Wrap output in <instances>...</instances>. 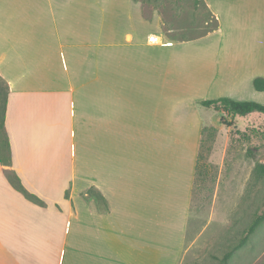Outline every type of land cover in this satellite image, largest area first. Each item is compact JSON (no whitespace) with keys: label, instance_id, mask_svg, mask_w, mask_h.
I'll use <instances>...</instances> for the list:
<instances>
[{"label":"crops","instance_id":"crops-1","mask_svg":"<svg viewBox=\"0 0 264 264\" xmlns=\"http://www.w3.org/2000/svg\"><path fill=\"white\" fill-rule=\"evenodd\" d=\"M205 2L217 28L174 39L138 0H0V264H178L221 115L201 103L264 76L230 54L226 0Z\"/></svg>","mask_w":264,"mask_h":264},{"label":"rangeland","instance_id":"rangeland-1","mask_svg":"<svg viewBox=\"0 0 264 264\" xmlns=\"http://www.w3.org/2000/svg\"><path fill=\"white\" fill-rule=\"evenodd\" d=\"M147 17L156 14L174 39H193L217 28L205 0H138ZM238 19L230 54L264 62V0H226ZM6 16V14H4ZM1 17V15H0ZM230 40V38H229ZM252 72V70H251ZM257 76L264 78L262 72ZM246 75L247 101L264 104ZM0 86L4 83L0 78ZM225 118V122L222 119ZM264 115L232 119L218 116L216 126L204 129L187 223L178 264H224L225 254L238 246L257 215L264 211ZM226 264H264V223Z\"/></svg>","mask_w":264,"mask_h":264},{"label":"trees","instance_id":"trees-1","mask_svg":"<svg viewBox=\"0 0 264 264\" xmlns=\"http://www.w3.org/2000/svg\"><path fill=\"white\" fill-rule=\"evenodd\" d=\"M1 78V77H0ZM2 82L4 83V88L0 86V134L5 133V112L7 109V103H8V95H9V88L7 84L4 82V80L1 78ZM254 88L258 92H264V78H256L254 80ZM202 106L208 109H212L215 112L220 113L221 115H228L231 116L232 119H235L237 116H246L252 113H260L264 115V104L258 103L256 101H237L231 98H219L215 100H207L203 101ZM223 122H225V118L222 119ZM4 150V151H3ZM0 157L1 161L8 165L10 160V144L8 141V137L6 134V137L4 136L3 139H0ZM261 171L264 173V166H261ZM17 185V184H16ZM20 185V184H19ZM18 185V186H19ZM18 189H22L20 186ZM89 195L94 196H101L98 192L91 189L88 192ZM30 198H33L37 202H39L38 199L27 195ZM264 223V211L257 215L250 227L248 228L245 236L241 239L238 246L234 247L231 251L227 252L222 260L224 264H226L231 257L234 255V253L242 247L245 243L249 241L252 235H254L257 230L263 225Z\"/></svg>","mask_w":264,"mask_h":264}]
</instances>
